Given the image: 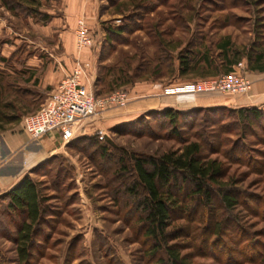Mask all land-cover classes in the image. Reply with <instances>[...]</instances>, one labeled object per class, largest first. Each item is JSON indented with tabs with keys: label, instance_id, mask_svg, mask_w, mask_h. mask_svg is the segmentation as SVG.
I'll return each mask as SVG.
<instances>
[{
	"label": "rangeland",
	"instance_id": "obj_1",
	"mask_svg": "<svg viewBox=\"0 0 264 264\" xmlns=\"http://www.w3.org/2000/svg\"><path fill=\"white\" fill-rule=\"evenodd\" d=\"M11 1L22 7L11 12L0 2V19L4 24L0 51L4 46L13 48L7 57L0 53V57L9 59L5 65L12 67L11 60L25 58L27 53L42 57L39 52H31L34 49L50 48L56 53V33H44L39 27L45 25L25 15L23 10L27 8L22 1ZM101 3L98 25L104 33L98 36L94 27L89 28L91 37H98L96 46L90 47L97 59L96 80L91 87L95 97L115 91L127 96L130 85L165 75L158 57L166 51L176 58L183 49L193 46L192 28L193 37L209 38L215 57L214 45L221 35H230L239 49L248 48L257 39L255 19L260 17L264 24V0ZM44 8H53V13L58 14L55 3L39 2L35 7L38 12ZM108 30L120 36L111 35L105 41ZM260 31L264 48V29ZM177 48L182 49L178 52ZM11 70L6 73V83L25 87L10 74ZM118 73H122L121 77ZM122 83L126 85L117 86ZM2 96L3 100L20 104H15L16 114H23L22 117L36 109L26 95L18 97L14 88H5ZM200 109L203 110L195 116L182 118L173 131L167 120L143 113L115 126V130L102 132L101 143L108 148L105 154L95 145L94 150L73 147L66 149L67 154L42 161L36 175L30 177L44 197L42 206L46 214L37 225L29 258L24 263L18 261L13 237L21 219L6 209V200H0V264H157L156 260L165 259L163 251L153 257L148 254L152 240L145 237L136 197L125 192L132 183V175L121 172L118 159L132 154L158 157L177 150L184 141L199 142L205 157L223 164V181L232 189L230 195L237 206L226 211L215 190L211 205H204L201 198L188 195L190 184L183 183L179 191L173 190L181 211L173 214L167 229V245L186 257L188 264H264V116L261 120L238 122L229 111L215 115L205 110L212 107ZM218 115L221 118L216 120ZM11 125L1 127L7 130ZM124 162L127 165L128 160ZM219 224L222 231L212 236Z\"/></svg>",
	"mask_w": 264,
	"mask_h": 264
},
{
	"label": "trees",
	"instance_id": "obj_2",
	"mask_svg": "<svg viewBox=\"0 0 264 264\" xmlns=\"http://www.w3.org/2000/svg\"><path fill=\"white\" fill-rule=\"evenodd\" d=\"M20 1L27 8L23 10L26 12L25 15L31 16L35 22L41 25H46L49 22L50 15L38 12L35 9L36 6H39L38 0ZM0 2L11 12H14L16 8L21 9L22 7L19 2L14 3L11 0H0ZM30 6L34 8L31 7L32 9H29ZM260 21H262L260 17L255 19L254 26L257 27L255 36H257V39L248 48L239 49L235 47L229 37L228 40L221 44L223 65H226L227 73L242 58L245 59L248 69L257 71L264 70V48L260 41V39L262 40L260 28L264 29V24L260 23ZM111 35L118 37L120 33L110 30L106 31L105 36L108 37L107 40L110 39ZM27 54L25 58L16 60L15 62L11 60L12 67L5 65L9 59L6 60L0 57V65H5V67L0 68V131L3 130L1 126L5 124L18 123L23 115L16 114L15 106L20 105L19 103L3 100V90L5 88H14V92H16L18 97H25V95L31 93V90L25 87L19 86L17 88L14 87V83H6V80L9 79L6 73H9L8 70L10 71V69H12L10 74L16 76L18 79L26 75L23 65L25 60L32 55ZM197 55L196 51L191 49L190 46L178 54L180 75L186 74L194 66L193 62ZM157 60H161L163 64L161 66L167 69L171 67V57L169 54L167 55L166 51ZM14 64L20 66L21 69H15ZM118 75L121 77L120 75L122 73H118ZM21 80L24 82L25 79L22 78ZM122 85L125 86L126 83L117 86ZM23 103H25L24 100ZM202 110L197 108L182 112L168 108L161 111H150L144 114L155 115L167 120L173 131L175 130L174 128L178 127L179 121L182 118H190ZM205 110L215 115L221 111H229L231 115H236L238 122L250 121L251 119L261 120L264 116V109L258 108L233 110L227 109L226 107H215ZM215 118L217 120L221 117L218 115ZM116 128L113 127L112 130ZM101 141L98 140L97 135H93L92 137L77 141L72 146L74 148L77 147V149L83 148L85 150L88 148L94 150L95 145L99 147L101 154H105L108 148L104 144L102 145ZM202 151L203 148L199 142L184 141L177 150L166 152L158 157L132 154L129 157L122 155L118 159L119 168L122 170L121 172H128L132 175V183L126 187L125 192L136 197V205L142 216L140 222L145 227V237L152 240V248L148 251L149 256L153 257L157 252L162 251L166 254L165 259L156 260L157 264H188L186 257L180 256L179 252L175 251L172 245L169 246L166 243L167 229L171 225L173 214L176 211H181V206L178 205L179 203L173 194V190L177 189L179 191L183 183H188L190 184L188 195L190 197L201 198L204 205H211L212 194L215 190L226 211H230L237 206L236 199L230 195L232 189L227 188L223 181L226 174L223 164L217 159L205 157ZM126 159L128 160L127 165L124 162ZM39 166L41 165L38 164L30 170L29 174L24 175L11 190L0 196V200H6V209L10 213H15L21 219V222L16 225L13 241L16 246L18 261L22 263L26 262L29 258V248L33 245L37 225L44 220L43 218L46 214L45 208L42 206L44 197L40 195L37 184L30 177V174L36 175V169ZM221 231L222 228H220L219 224V228L217 229L216 227L214 229L212 236L220 234Z\"/></svg>",
	"mask_w": 264,
	"mask_h": 264
},
{
	"label": "crops",
	"instance_id": "obj_3",
	"mask_svg": "<svg viewBox=\"0 0 264 264\" xmlns=\"http://www.w3.org/2000/svg\"><path fill=\"white\" fill-rule=\"evenodd\" d=\"M38 1L56 4L57 15L53 13V8L41 10L50 15L51 18L45 26L39 27V29L47 34L56 33L59 50L54 53V50L50 48L34 49L31 52H39L42 57H39V54L31 53L30 58L25 60L23 69L26 75L21 76L19 81L25 88L31 90V93L27 94L25 98L32 105L35 104L36 109L33 112L39 108L54 87L72 71L76 61L89 73L90 87L94 86L97 59L94 54H91V48L76 50L73 34L76 21L82 20L88 29L94 27L98 36L104 33L98 25L102 16L100 14L102 0ZM3 28L4 24L0 19V32ZM193 31L192 28L190 34L195 43L190 47L198 55L193 62L194 66L186 74L180 75L179 59L178 57L174 58L170 52L171 67L169 69L162 67L165 75L128 86L126 104L123 107L107 109L90 117L83 122L80 132L68 143L63 145L57 135H47L37 141H32L21 131L19 122L12 124L7 130L0 131V195L11 190L24 175L29 174L30 170L50 156L61 153L67 154L66 149L72 150V145L77 141L92 137L97 131L105 132L119 124L130 122L146 112L161 111L168 108L179 111L209 107H227L234 110L241 108L264 109V70L248 69L243 58L239 62L245 64L247 78L251 82L250 91L244 95L229 97L197 95L194 98L184 97L180 99L163 95L162 90L166 86L186 85L200 79L213 78L227 73L226 65H223L221 44L228 40L230 35L225 33L216 41L214 48L217 58H215L212 54L211 43L208 44L207 41L209 38H206L205 35L198 36L199 38L193 37ZM97 38L96 35L92 37L93 47L96 46L94 42ZM230 41L233 44L234 41L232 39ZM181 49L177 48L176 50L179 52ZM12 51V47L4 46L0 53L7 57ZM15 67L17 70L21 69L20 66ZM22 78L25 79L24 82H22Z\"/></svg>",
	"mask_w": 264,
	"mask_h": 264
},
{
	"label": "built area",
	"instance_id": "obj_4",
	"mask_svg": "<svg viewBox=\"0 0 264 264\" xmlns=\"http://www.w3.org/2000/svg\"><path fill=\"white\" fill-rule=\"evenodd\" d=\"M74 42L77 51L93 45L89 29L80 19L74 28ZM250 87L246 66L238 62L229 73L186 85L167 86L162 93L177 99L211 93L237 96L248 93ZM126 99V94L121 91L95 97L85 69L76 61L72 71L54 87L35 112L21 118L19 125L32 141L57 135L64 145L80 132L84 121L107 109L123 107ZM96 135L98 140L102 139L101 131Z\"/></svg>",
	"mask_w": 264,
	"mask_h": 264
}]
</instances>
